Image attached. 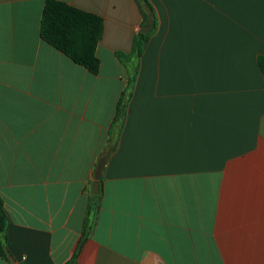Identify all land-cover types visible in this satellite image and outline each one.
<instances>
[{
  "label": "crops",
  "instance_id": "crops-1",
  "mask_svg": "<svg viewBox=\"0 0 264 264\" xmlns=\"http://www.w3.org/2000/svg\"><path fill=\"white\" fill-rule=\"evenodd\" d=\"M57 1L103 19L96 75L40 38L45 0H0V264H264V0H149L129 87L135 1Z\"/></svg>",
  "mask_w": 264,
  "mask_h": 264
},
{
  "label": "trees",
  "instance_id": "trees-1",
  "mask_svg": "<svg viewBox=\"0 0 264 264\" xmlns=\"http://www.w3.org/2000/svg\"><path fill=\"white\" fill-rule=\"evenodd\" d=\"M141 16V27L148 26L145 34L137 33L132 42L129 54L117 52L115 57L123 64L128 73V87L132 86L138 72V61L142 55L143 44L157 28V18L149 0H134ZM103 33V19L95 14L80 10L57 0H45L40 20V38L49 46L56 49L73 63L83 67L90 74L96 75L99 71L100 62L96 57V47ZM259 70L264 80V57L257 59ZM128 92L125 91L116 107V113L108 131L107 144L100 153V157L108 158L116 148L120 131L124 121V111ZM124 106V107H123ZM90 214L88 206L86 218ZM85 218V219H86ZM8 218L3 209V201L0 197V257L8 262L10 254L6 249V227ZM86 220H84L85 235ZM81 247L78 242L73 258L75 259ZM70 260V264L73 262Z\"/></svg>",
  "mask_w": 264,
  "mask_h": 264
},
{
  "label": "water",
  "instance_id": "water-1",
  "mask_svg": "<svg viewBox=\"0 0 264 264\" xmlns=\"http://www.w3.org/2000/svg\"><path fill=\"white\" fill-rule=\"evenodd\" d=\"M149 27L148 26H142L139 29V33L145 34L147 33ZM124 107V106H123ZM105 160L104 158H100L96 164L94 173H93V182H92V193L94 195H97L99 192V181L101 178L102 169L104 167Z\"/></svg>",
  "mask_w": 264,
  "mask_h": 264
}]
</instances>
